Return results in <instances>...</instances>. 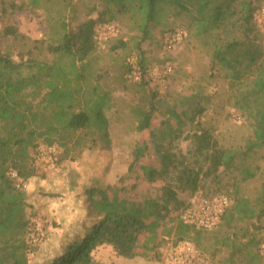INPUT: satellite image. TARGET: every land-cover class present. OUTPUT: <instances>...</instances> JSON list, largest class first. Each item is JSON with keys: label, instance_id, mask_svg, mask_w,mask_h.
<instances>
[{"label": "trees", "instance_id": "trees-1", "mask_svg": "<svg viewBox=\"0 0 264 264\" xmlns=\"http://www.w3.org/2000/svg\"><path fill=\"white\" fill-rule=\"evenodd\" d=\"M162 2L173 10V16H188L187 28L194 37L210 38L209 78H215L216 71L223 72L232 105L246 113L252 132L235 146L220 144L214 129L201 122L213 96L201 85L177 109L165 110L173 117V123L156 126L153 121L163 110L152 95L146 108L136 110L135 128L137 132H148L143 143L144 147L151 146L152 153L167 148L161 152L158 173L145 159L135 166L140 149L134 150L130 170L138 169L148 180H162L161 197L173 201L180 213L186 205L178 198V192L192 195L202 180L221 181L222 176L231 174L233 203L213 228L196 229L184 223L178 212L175 219L169 220L172 226L166 229L163 218L167 208L155 204L151 196L140 197L132 192L133 185L120 190L87 188L84 193L89 200V215L95 220L83 228L81 235L67 240L60 254L48 264H103L91 255L102 245L111 246L124 258L139 254L138 247L144 250V256H149L161 244V236L172 231L166 240L192 239L202 251L207 248L202 245L205 231L218 225L210 258L215 259L225 249L218 264H264V255L259 251L264 241V183L254 198L238 190L241 182L256 176L260 166L252 158L264 151V44L254 22L259 4L254 5L253 0H90L85 18L74 27V0H21L19 4L0 0L3 11L6 7H43L48 30V37L30 41L25 53L14 52L16 46L11 40L17 38V29L0 17V264H26L35 249L29 241L33 235L32 214L27 211L33 206L30 207L26 190L15 186L10 172L16 171L24 181L34 176L35 148L39 145L57 144L63 149L59 159L66 158L70 149H80L81 140L94 131L97 137L91 138L89 147L97 139L109 145L104 112L107 95L100 92L98 81L87 73L85 64L96 50L98 27L121 17L135 25L142 39H147ZM92 13L96 16H90ZM1 40L10 42L2 44ZM35 51L46 56L37 59ZM137 66L138 82L142 84V60ZM125 68L132 73V66ZM189 123L193 130L184 138L190 139V146L182 152L173 142L181 135L182 126ZM156 255L158 260L159 253L155 251Z\"/></svg>", "mask_w": 264, "mask_h": 264}, {"label": "rangeland", "instance_id": "rangeland-1", "mask_svg": "<svg viewBox=\"0 0 264 264\" xmlns=\"http://www.w3.org/2000/svg\"><path fill=\"white\" fill-rule=\"evenodd\" d=\"M14 1L18 4L21 2V0ZM74 1L76 9L71 13L74 17L71 25L73 27L78 20L85 18L88 10L86 3L90 0ZM253 1L254 5L259 4L258 6L264 3V0ZM2 9L3 6L0 3V17L4 23L14 24L18 32L17 38L11 40L16 46L14 52L21 50L25 53L30 48V41L48 37L44 19L46 13L43 7L23 9L6 7L5 11ZM156 12L155 25L147 39H142L135 25L121 17L115 21L121 30L118 35H109L107 39H104L102 27H98L96 50L87 58L85 64L87 73L98 81L100 92L107 95L108 107H105L104 112L108 121L109 145L97 139L95 144L89 147L92 142L91 138L97 137L94 131L87 139L81 140L80 149H70L66 158H60L68 163V169L74 170L76 175L72 176V179L65 175L59 181L64 192L61 196L55 195L52 191L38 192L43 200H47L46 213L34 204H30L33 209H27L28 214H32L31 217H37L40 220L45 238L34 245L35 249L29 254L26 264H48L54 256L60 254L67 240L81 235L83 228L95 220L92 215H89V200L84 193L87 188L113 187L120 190L133 185L132 192H136L140 197L151 196L155 204H162L167 208L163 218L164 228L170 227L172 223L169 220L175 219L180 211L175 209L173 201L161 197L164 182L158 177L150 180L142 177L137 168L135 172L130 170L134 150L140 149L139 162L135 166L137 167L145 159L158 173L161 152L167 148L161 147V150H156L157 154L152 153L151 146L144 147L143 143V140L148 137V132H137L135 128L138 119L135 112L137 109L147 107L150 96L154 95V100L160 110L172 111L177 109L183 100L189 99L198 85H201L207 94L213 95L209 100L207 110L201 117V122L202 125L214 129L220 144L235 146L251 134L250 119L243 110L232 105L233 99L229 95L228 82L223 77V72L216 71L218 75L215 78H209L211 46L208 39L210 38L194 37L187 28L188 16H173V10L165 2L160 4ZM90 16L95 17L96 14L92 13ZM175 29H182L184 35L172 49L167 50L164 47V35ZM1 41L2 44L10 42L9 40ZM33 55L37 59L46 56L44 53L38 54L37 51ZM14 59L17 60L16 57ZM139 60H142L145 68V82L142 84L134 80L132 74L128 73L125 68L126 65L131 67L137 64ZM166 64L172 67L170 72L165 70ZM163 111L156 115L154 125L165 126L162 122L173 123V117L166 111L162 114ZM233 114H238L239 117L236 118ZM192 130L191 123L183 125L181 135L173 142L182 152H186L190 146V139L184 136ZM60 149V155H63V149ZM142 154L147 157L143 158ZM252 160L259 164L260 169L257 170L254 178L241 182L238 190L245 196L254 198L264 183V151H259ZM137 173L139 176H135ZM230 177L231 174L224 175L221 181L206 178L202 180L199 190L194 194L178 192L177 196L187 205L194 195L225 194L232 204L234 187ZM218 226L212 230H206L205 237L202 238V245L207 247L202 251L209 264H218L217 260L226 254L224 249L215 259L210 258L212 237L213 233L218 231ZM172 234L173 231L170 234H163L161 244L148 254L149 256H144L142 254L144 250L138 247L139 254L132 258H124L118 256L109 245L95 248L91 255L95 261L103 264H140V262L158 264L164 241ZM191 242L195 244L192 239ZM155 251L159 253L158 260V255L154 256Z\"/></svg>", "mask_w": 264, "mask_h": 264}, {"label": "built area", "instance_id": "built-area-1", "mask_svg": "<svg viewBox=\"0 0 264 264\" xmlns=\"http://www.w3.org/2000/svg\"><path fill=\"white\" fill-rule=\"evenodd\" d=\"M254 22L256 29L263 36L264 44V3L258 6L254 12ZM120 26L115 23H107L102 26V35L107 39L109 35H118ZM184 35L182 29L170 30L164 35V47L167 50L172 49ZM172 67L165 65V70L170 72ZM132 78L136 81L140 80V71L137 64L132 66ZM238 118V114H233ZM61 149L57 144L39 145L35 148V160L38 162H47L53 172L59 173L60 168L57 163ZM40 164V163H39ZM17 188L26 189L27 181L18 177L16 171L10 172ZM231 205L230 198L225 194H216L211 196L194 195L185 208L180 213V218L184 223L192 225L196 228L210 229L215 227L221 220L225 210ZM31 226L33 235L30 243L35 245L45 238V232L37 217H31ZM260 254L264 255V242L259 248ZM158 264H209L205 254L190 240H166L162 247V253Z\"/></svg>", "mask_w": 264, "mask_h": 264}, {"label": "crops", "instance_id": "crops-1", "mask_svg": "<svg viewBox=\"0 0 264 264\" xmlns=\"http://www.w3.org/2000/svg\"><path fill=\"white\" fill-rule=\"evenodd\" d=\"M59 157L57 161L60 168L59 173L53 172L46 161L42 163L34 160V168L36 174L34 176H31L27 181V188L25 190L27 195L29 196V198L27 199L28 202L31 201L32 204L37 205L36 207H38V209L41 208L42 210H44V212L48 209V204H46L47 200H43V197L40 196L38 192L44 193L45 191H52L53 193H55V195L61 196L62 194H64V192L62 190L63 186L62 184H59V181L63 179L65 175H68L70 179H72V176L76 175V172L74 170L70 168L68 169V163L63 162L59 159ZM140 264L145 263L140 262Z\"/></svg>", "mask_w": 264, "mask_h": 264}]
</instances>
